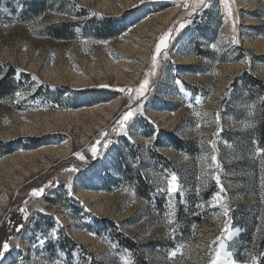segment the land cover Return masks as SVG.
<instances>
[{
    "label": "rangeland",
    "instance_id": "obj_1",
    "mask_svg": "<svg viewBox=\"0 0 264 264\" xmlns=\"http://www.w3.org/2000/svg\"><path fill=\"white\" fill-rule=\"evenodd\" d=\"M63 2L67 16H46L29 27L0 24V61L29 75L32 84L19 101L14 96L0 103V243L13 237L3 264H22L21 258L23 264H32L40 251L32 247L37 235L48 237L53 230L59 239H48L44 256L62 250L66 264H86L87 257L91 264H124L128 256L115 255L109 243L113 233L139 246L149 264H209V242L220 234L224 222L222 209L212 207L217 185L203 176L205 162L200 159L210 156V140L216 141L218 149L231 227L238 229L226 251L237 264L248 260L250 253L264 264V257L259 256L264 253L259 244L264 231H257L258 227L264 229L260 159L249 155L257 147L239 144L243 142L239 136L247 131L241 122L253 118L247 106L254 103L251 110L255 113L262 100L248 101L243 80L238 78L249 73L264 85V0H229L231 16L223 0H209L211 6L198 10L194 17H188L185 0H134L130 6L126 0ZM172 11L175 14L169 16ZM189 19L195 22L179 34L173 32L174 39L159 54V67L155 76L148 77L145 96L131 102V107L142 106V113L137 112L129 122L127 136L116 135L112 128L129 110V97L135 96V92L120 89L139 87L152 69L158 38ZM60 22L74 26L72 41L58 43L36 36L46 25ZM213 43L218 50L209 46ZM113 68L122 76L111 73ZM76 78L88 82L78 84ZM115 102L119 107L104 119L105 124L98 121L102 117L98 112L87 114ZM74 112L80 115L79 123L59 124L49 132L44 128L49 121L54 124L58 115ZM195 112L208 115L197 117ZM217 112L223 129L219 133ZM197 124L201 126L197 128ZM102 131L109 133L105 139L119 143L107 150L101 148L103 155L93 160L88 149ZM171 135L188 144L187 151L177 150ZM51 147H65L67 154L46 155L35 166L25 163L24 171L11 165L10 159L16 162L22 151ZM77 152L86 157V163L76 157ZM242 154L243 159L235 158ZM74 167L80 170L66 171ZM123 167L128 168L131 179L143 178L163 199L162 214L150 210L135 193L122 176ZM5 173H13L12 183ZM172 173L177 174L181 191L174 197V223L168 225L167 193L156 189L166 188L164 176ZM69 183L74 193L71 197L67 194ZM42 187L43 195H30ZM21 208L27 211V219ZM177 216L182 221H199L197 226L192 222L188 240L177 236L181 231ZM21 224L23 228L16 232ZM178 245L183 246V256L169 260V251Z\"/></svg>",
    "mask_w": 264,
    "mask_h": 264
},
{
    "label": "snow or ice",
    "instance_id": "obj_2",
    "mask_svg": "<svg viewBox=\"0 0 264 264\" xmlns=\"http://www.w3.org/2000/svg\"><path fill=\"white\" fill-rule=\"evenodd\" d=\"M225 8L227 10V14L231 16V8L229 7V0H223ZM211 5L209 3V0H191L189 3L188 0H185L184 2V7L187 11L188 17H194L196 12L201 9H206L209 8ZM49 12L52 10L49 9ZM57 15H60L61 13H55ZM92 15H96L93 13ZM43 14L41 16L37 17V19H42ZM195 21L192 19L183 21L179 24V27L177 28H172L169 29L167 32L162 34L158 38V43L155 47L154 54L152 55L151 58V64H152V69L148 73H146V78L142 81V83L139 85L138 88L136 89H120L122 92H135V96H130L129 97V105L127 111H125L120 118L115 122V126L112 128V132L115 133L116 135H128L127 128L129 122L133 119L134 115L137 112L142 113V106L138 107H131V102L133 100H140L141 97L145 96V91L147 86L149 85V79L148 77H152L156 75V69L159 67L158 64V56L161 54L162 50H166L169 46V42L174 39L172 33L175 32L176 34H179V32L184 29L186 26L189 24L194 23ZM5 27H8L9 25H4ZM14 26V25H13ZM233 31H235V22L233 23ZM222 40L224 39L223 37L221 38ZM103 43V41H101ZM232 43L235 44L236 40L235 37L232 39ZM213 50H218L217 45L215 43L209 45ZM3 77H0L2 79ZM35 80V77H33ZM177 85H181V81L177 80L175 82ZM181 91H183V88L181 86ZM15 97L17 98V101L20 99L24 98L25 93L21 90H17L14 93ZM264 99V98H262ZM197 103H200L199 100H197ZM190 108L192 107L191 104L188 105ZM250 110L248 112L249 116H253L254 112L251 109L255 108V104H251L247 106ZM195 115L197 117H206L208 114L207 113H200V112H195ZM215 123L218 126V133L219 131H222V126H221V117L220 113L217 112L216 117H215ZM244 123L245 127H254V122H241ZM201 125L197 124L196 127L199 128ZM217 133V134H218ZM109 133L107 131H102L100 133V138L97 139L96 143L94 145H90L88 151L91 153V157L93 160H96L100 158L103 155V152L101 151V148L103 150H107L110 145L113 143H119V141H113L112 139H105V137H108ZM131 139V137H128ZM155 137L150 138L154 139ZM255 143V141H253ZM203 145V141L201 142ZM208 144L211 148V153L209 155H205L200 157L201 160H203L204 163V168H203V176L209 177L212 181H215L217 188H218V194L215 195L214 197V203L212 204V207H219L222 209V216L224 217V222H223V227L220 231V234L217 235L213 240L209 242L208 245V253H209V264H237L235 260L232 259V254L227 250L228 248V241H230L233 237V233L235 231H238V229H233L231 227V218H230V212L231 208L229 205L225 202L224 198V193L226 192V189L223 186V183L221 181V177L219 174V170L221 168V163L218 160V149L216 147V141L215 140H210L208 141ZM227 147L232 148V145L226 144ZM147 147V145H146ZM76 157L80 159L82 162H87L86 157L82 155L80 152L75 153ZM249 155L252 158H259L260 159V166H261V178H260V186L261 189H264V148H259L257 147L254 152L249 153ZM239 158V157H235ZM210 159V163H208ZM134 167L136 166L135 164L133 165ZM80 169L78 168H70L66 169V171L69 172H78ZM202 177H198V179H202ZM164 181L166 182V188L157 186V192H166L167 193V199L169 203V211L166 213L167 216V224L172 225L174 223V216H175V204H174V197L177 194V192L181 191L180 185L178 183V176L175 173H172L170 175H165L164 176ZM151 182V181H150ZM51 183V182H50ZM49 185H45L44 187H48ZM44 187L38 188V189H33L30 195L32 197H40L44 193ZM68 196L71 197L74 195V193L71 190V184L69 183L68 185ZM261 204H264V195L261 196L260 200ZM200 205H198L199 207ZM20 212L24 216L25 219H27V211L24 208L20 209ZM57 223L59 221L57 220ZM23 228V225H18L15 228L16 232H20L21 229ZM175 229H172V235L174 236L175 234ZM257 231H264V229H261L260 227L257 228ZM90 235H95L94 233H90ZM13 237L9 236L6 240H4L2 243H0V264H3V261L6 259V254L10 253V250L12 248V241ZM48 239L52 241H57L59 239L58 232L56 230L51 231L48 234V237H45L44 234H38L37 235V242L32 245V247L39 248V255L36 257L34 261H32V264H66V262L63 259V256L61 255L62 250L56 251L55 255L52 253H49L47 257L44 256V252L46 251L45 245L48 241ZM253 247L255 248L257 246V242L255 239L253 240ZM115 247V246H113ZM15 248L18 250L19 249V244L17 243L15 245ZM183 246L178 245L177 248H173L169 251L168 253V259L173 260L178 254L183 256ZM179 250V253H178ZM260 257H264V253L259 254ZM21 262L23 264V258H21ZM74 264H81V262L74 261ZM86 264H91V257L86 258ZM124 264H134V261L129 259L125 260ZM243 264H260V260L257 255L255 254H249V259L243 262Z\"/></svg>",
    "mask_w": 264,
    "mask_h": 264
},
{
    "label": "trees",
    "instance_id": "obj_3",
    "mask_svg": "<svg viewBox=\"0 0 264 264\" xmlns=\"http://www.w3.org/2000/svg\"><path fill=\"white\" fill-rule=\"evenodd\" d=\"M64 3L63 0H0V24L29 27L40 20L37 19V17L41 16V14H43V17L54 15L55 13H61L60 15L67 16L69 12L66 7L63 6ZM49 9L52 11L49 12ZM73 27L71 22L49 24L42 30L36 32V36L58 43H68L74 39ZM0 77H3L0 79V103L12 99L17 90H31L30 86H32V84L30 83L29 75L22 73L15 67L2 61H0ZM238 78L243 80L244 91L248 101L262 100L259 103L260 108L256 110L251 121L254 122L255 126L247 127V131L239 136L243 139V142H239V144H241L242 147L246 145L249 146V148H254V146L264 148V99H262L264 98V85L249 73H243L238 76ZM170 140L178 144L175 146L177 150L187 151L188 144L177 139L174 140L172 135L170 136ZM253 141H255V143ZM243 158V154L239 156V159ZM122 176L133 185L135 193L148 203V208L150 210H154L158 212V214L164 212L163 199H159V196L154 193L153 187L149 186L143 178L138 177L134 180L131 179L127 167H123ZM208 198L209 197L205 200ZM182 220L183 219L179 217L177 218V226H180L179 228L181 229L177 236H181V238H183L182 240H188V237H186L188 235L187 231L190 229L192 222L197 226L199 221H194L193 218ZM108 240L112 247L115 246L113 247L115 255L119 256L122 254L128 256L129 259L134 261V264H149L146 261L147 259L142 249L128 238H124L121 234L116 235L113 233L112 236L108 237ZM259 244L261 247H264V235L261 237Z\"/></svg>",
    "mask_w": 264,
    "mask_h": 264
},
{
    "label": "bare ground",
    "instance_id": "obj_4",
    "mask_svg": "<svg viewBox=\"0 0 264 264\" xmlns=\"http://www.w3.org/2000/svg\"><path fill=\"white\" fill-rule=\"evenodd\" d=\"M132 2H134V0H126V6H130L132 4ZM173 14H175V11H172L170 13L169 16H173ZM168 20V18H166ZM165 19V21H166ZM111 73H113L115 76H122V74L119 72L118 69H115L113 68L111 70ZM96 75V74H95ZM124 75V74H123ZM116 77V78H117ZM125 78V76H124ZM76 83L78 84H86L88 81L83 79V78H76L75 79ZM112 104V103H111ZM119 104L120 103H116L115 104H112V105H108L106 106V108H98L96 109V112L95 111H90L89 113H87L88 115H92L94 116L97 112L99 113V115H101L102 117H100V119H98V121L100 123H104V119L106 118H109L110 117V113H113V110H116L118 107H119ZM104 106V105H103ZM68 113V112H67ZM78 112H74L72 114H68V115H64V114H60L56 117L55 119V123L54 124H49V122L46 123V126L44 128H46V131L49 132L51 130H54L56 128H59L60 126H58L59 124L60 125H65L69 122H76V123H79V120H80V115L79 113L77 114ZM84 117V116H83ZM109 120V119H108ZM44 125V123H42ZM97 124V123H96ZM105 124V123H104ZM69 125V124H68ZM66 126V125H65ZM64 126V127H65ZM94 126V125H93ZM97 126V125H96ZM62 127V126H61ZM99 127V126H98ZM32 128V127H31ZM34 128V127H33ZM43 128V127H42ZM27 129V128H26ZM35 129V128H34ZM23 130V129H22ZM28 130V129H27ZM26 131V130H25ZM30 131V133H32V131L29 129L28 132ZM27 132V133H28ZM34 132V131H33ZM51 133V132H50ZM46 134V133H45ZM48 134V133H47ZM67 154L66 153V150H65V147H51V148H43L42 150H39V151H36V152H20L17 157L15 158L16 162L12 159H10V161L12 162L11 165L14 164L15 166V170H25L23 167L25 165V163H29L31 165H36V163L38 162V160L42 161L44 160V158L46 157V155H65ZM2 164V163H1ZM6 164V163H5ZM8 164V163H7ZM10 164V163H9ZM0 167H2V165H0ZM4 167V166H3ZM6 167V166H5ZM9 167V166H8ZM14 168V167H13ZM11 169V168H10ZM3 170V169H2ZM1 171V170H0ZM4 172V171H2ZM1 174V172H0ZM11 174L13 173H5V179H7V181H10V183H12L14 180H13V177L11 178ZM3 175V174H2ZM17 175V174H15ZM1 176V175H0ZM9 184V183H8ZM6 185V184H5ZM3 188V184L2 182H0V190H2ZM6 192V191H5ZM2 203V201L0 200V204ZM1 214V212H0Z\"/></svg>",
    "mask_w": 264,
    "mask_h": 264
}]
</instances>
